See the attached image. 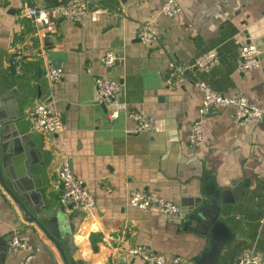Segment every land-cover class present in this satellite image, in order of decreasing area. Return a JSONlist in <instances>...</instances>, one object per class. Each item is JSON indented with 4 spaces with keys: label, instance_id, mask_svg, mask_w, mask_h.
<instances>
[{
    "label": "crops",
    "instance_id": "1",
    "mask_svg": "<svg viewBox=\"0 0 264 264\" xmlns=\"http://www.w3.org/2000/svg\"><path fill=\"white\" fill-rule=\"evenodd\" d=\"M66 1L0 0V104L1 114L11 119L12 136L1 144L8 155L19 148L16 161L29 159L51 205L59 206L57 174L64 160L95 199L91 213L62 211L77 249L74 258L79 264H145L125 254L141 245L170 261L196 264L208 241L183 230L184 213L195 202L220 198L238 186L246 195L222 206L220 220L232 238L219 264H236L248 254L264 264V121L238 126L230 108H219L203 120L201 148L189 147L203 100L197 82L264 106V0H176L182 11L174 19L158 14L165 0H99L81 23L59 20L53 33L38 30L26 15L30 8ZM153 19L160 35L149 48L137 31ZM247 40L259 49L261 67L243 73L240 47ZM108 51L118 59L112 68L102 62ZM210 52L218 62L203 72L197 61ZM14 53L26 59L22 76H15L10 64ZM49 65L63 72L59 85L45 79ZM98 79L123 86L113 103L95 104ZM41 101L62 114L63 133L33 131L31 109ZM127 110L154 117L155 131L135 133ZM114 112L118 118L111 120ZM132 191L157 192L181 207L183 218L130 207ZM34 229L0 187V264H52ZM14 235L26 250L9 248Z\"/></svg>",
    "mask_w": 264,
    "mask_h": 264
},
{
    "label": "built area",
    "instance_id": "2",
    "mask_svg": "<svg viewBox=\"0 0 264 264\" xmlns=\"http://www.w3.org/2000/svg\"><path fill=\"white\" fill-rule=\"evenodd\" d=\"M182 9L176 0H165L159 9V16L168 19L176 18ZM88 0H67L64 3L43 7L30 8L26 15L34 20L38 30L53 33L59 20H66L74 24L81 23L88 15ZM159 27L157 20L153 19L140 25L137 31V39L145 46L153 47L159 39ZM118 59L114 52L108 51L102 62L106 68L116 65ZM240 71L252 72L261 67L260 51L256 45L247 40L240 47ZM26 59L21 54L14 53L11 66L15 76H22L23 65ZM218 62L217 55L210 52L197 61V68L208 72L212 65ZM175 72L181 73V68L171 65ZM45 79L52 85H59L64 74L61 70L49 65L44 72ZM170 84V82H169ZM196 88L202 94V104L198 110V117L192 125L189 137V147L196 151L203 145V120L219 108H230L233 111V122L238 126H246L253 122L264 121V106L253 103L240 95L224 96L214 92L205 82H197ZM123 86L118 82H110L103 79L96 81V105L113 103L121 93ZM128 111V110H127ZM129 118L134 123V131L140 133H153L156 129V119L146 117L134 111H128ZM119 113H112L109 118L116 120ZM30 119L34 132L43 136H54L64 132L63 116L59 112H52L47 101L37 102L31 109ZM57 181L61 187L58 199L59 207L67 216L79 212L91 213L95 206V199L87 190L84 183L78 180L70 169L68 160H64L58 169ZM129 206L147 213H154L173 219H182L181 207L165 201L157 192L132 191L129 194ZM12 251H22L28 248L27 244L18 236H12L8 241ZM118 248L117 250H121ZM129 258H140L145 264H180L181 259L170 261L166 256L146 246H133L125 250ZM236 264H262L261 258L256 254H248L238 260Z\"/></svg>",
    "mask_w": 264,
    "mask_h": 264
},
{
    "label": "water",
    "instance_id": "3",
    "mask_svg": "<svg viewBox=\"0 0 264 264\" xmlns=\"http://www.w3.org/2000/svg\"><path fill=\"white\" fill-rule=\"evenodd\" d=\"M98 3L99 0H88L89 10ZM118 21L120 18H117V23ZM1 110L0 104V187L19 209L25 222L38 230L34 229L37 239L38 232L42 234L44 240L39 238L38 244L47 252L52 264H79L74 258L77 249L73 238L69 230H66L69 228L66 217L59 206L51 205L46 198V191L40 189L37 176L30 170L29 159L15 160L19 148L15 151L11 148L13 155H8L7 150L2 151V140L7 141L12 136H8L7 132L11 119L4 113L1 114ZM14 116L16 114L12 115ZM70 169L72 170L71 166ZM19 173H23V176L20 177ZM245 195V188L234 186L231 192L224 191L220 198L213 197L195 202L191 209L184 213L183 230H195L208 241L205 253L196 264H219L221 252L229 246L232 238L230 228L220 220L222 206L231 205Z\"/></svg>",
    "mask_w": 264,
    "mask_h": 264
},
{
    "label": "rangeland",
    "instance_id": "4",
    "mask_svg": "<svg viewBox=\"0 0 264 264\" xmlns=\"http://www.w3.org/2000/svg\"><path fill=\"white\" fill-rule=\"evenodd\" d=\"M62 211V210H61ZM140 259V258H139ZM143 261V260H142Z\"/></svg>",
    "mask_w": 264,
    "mask_h": 264
}]
</instances>
